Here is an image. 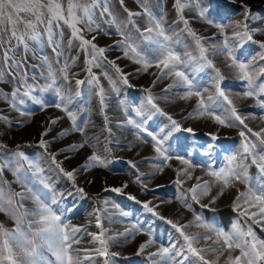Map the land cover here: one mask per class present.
I'll list each match as a JSON object with an SVG mask.
<instances>
[{
    "label": "snow or ice",
    "instance_id": "obj_1",
    "mask_svg": "<svg viewBox=\"0 0 264 264\" xmlns=\"http://www.w3.org/2000/svg\"><path fill=\"white\" fill-rule=\"evenodd\" d=\"M136 2L140 10L133 11L125 5V0H118L127 14L126 18L118 19L110 0H0V85L10 86L9 89L0 87V123L9 128L13 123L23 126L31 123V117L37 110L45 111L49 107L63 112L64 116L50 117L42 122L43 131L36 146L50 158L48 170L71 182L68 191H58L51 178L45 175L44 167L22 150L24 144L9 148L0 141V214L11 221V227L0 221V264H99L97 257H103L102 264H117L116 258L121 254L110 251V242L123 246L134 241L138 235L146 239L138 244L135 255L145 257L148 264H264V238L256 231L259 228L264 232V127L255 130L245 122L249 117L240 113L230 90L222 86L229 77L215 62V58L223 57L225 67L231 71V79L243 85L244 91L235 93L237 98L251 100L250 107L264 110V15L257 14L246 0H173L175 17L165 27L168 15L166 0H159L158 14L149 8L147 0ZM230 5H237L242 18L236 19L231 15ZM186 11H192L194 15L188 17ZM140 17L145 18L143 27L138 22ZM193 21L216 31L205 36L192 26ZM65 26L70 29L67 41ZM133 30L139 39L133 36ZM85 32L90 34V38ZM100 33L109 37L116 35L120 39L101 47L96 43ZM185 37L191 38V44ZM248 43L257 45L259 51L248 53L245 49ZM142 44L147 45L150 55L141 47ZM74 47L77 54L65 57V50L71 52ZM46 49L51 50L54 63ZM114 50H119L122 56L109 60L105 53ZM80 53L85 57L82 71L86 72V77L75 79L76 90L73 93L72 77L77 74L70 75V69L80 58ZM122 58L139 67L125 72L116 62ZM105 65H111L122 83L129 87H132L129 77L134 74L147 73L154 77L151 86L143 89L147 94L146 104L133 106L130 110L124 107L123 100L120 105L126 124L136 130L138 141L149 144L155 153L152 157L141 159L158 162L152 165L155 171L147 181L142 177L148 174L141 172L136 162L130 160L128 163L136 170L135 183L144 192L150 190L148 185L152 177L162 174L165 168H172L176 172L172 183L182 189L178 197L181 207L175 212L182 215V210H186L192 213L193 218L181 223L179 219L163 215L158 211L160 205L125 193L127 183L120 187H105L103 191L126 195L156 220L170 225L174 233L169 234L166 244L156 236L154 222L145 228L138 221L131 228L106 237L102 213L108 210L107 199L104 206L94 207L88 213L100 229L98 234L87 232L84 226L73 225L70 213L75 206L65 205L69 197L78 194L80 199H85L88 196L77 183L78 173L94 168L109 169L112 160L116 159L110 147L114 134L108 127L110 120L105 114L106 96L101 76L108 80L114 91L116 88ZM93 68L101 69L100 74L93 72ZM150 68L157 71L149 72ZM201 73L206 74V82L198 79ZM165 79L171 80V83L162 90L164 93L175 88L179 99L187 101L196 98L193 111L181 120L165 111L151 91ZM61 81L69 87L62 88ZM83 86L87 87L89 95L95 90V95L99 97L105 121L102 131L108 133L103 151L93 142L99 137L84 135L87 122H78L79 108L71 107L73 96L84 94ZM46 93H54L57 101L46 100ZM164 99L167 102V96ZM12 113L27 119L16 120ZM157 116L164 119L157 122L154 119ZM199 117H206L223 128L242 126L240 146L231 152L226 151L221 165L212 162L200 164L192 158L197 148L210 156V150L215 149L211 142L207 145L179 142L177 133L195 135L194 128L185 126V122ZM65 118L70 127L50 140L45 139L53 130L50 125ZM258 118L264 123V115ZM233 119L238 125L232 122ZM118 123L123 126L125 121ZM73 133L81 135L78 143H69L57 151L51 150L53 142ZM206 135L211 141L219 139L218 130ZM84 149L90 151L83 163L71 169L64 166L65 161L73 159L71 153ZM61 155L62 160L57 158ZM172 161H178V165L172 164ZM252 167L256 168L254 177L249 172ZM197 168L211 179L196 176ZM5 172L12 179H8ZM94 182V179L86 181L88 184ZM13 184L17 187L14 188ZM231 191L235 192L231 208L237 218L229 230L205 219L187 202L190 198L201 209L216 212L217 202ZM170 202L161 201V204ZM29 204L32 206L29 207ZM119 215L128 217L131 214L121 210ZM93 219H88V224ZM107 219L111 220V215ZM193 227L203 231H187ZM85 232L92 237L91 241H84ZM176 233L179 235L176 236ZM96 242V247H76Z\"/></svg>",
    "mask_w": 264,
    "mask_h": 264
},
{
    "label": "rangeland",
    "instance_id": "obj_2",
    "mask_svg": "<svg viewBox=\"0 0 264 264\" xmlns=\"http://www.w3.org/2000/svg\"><path fill=\"white\" fill-rule=\"evenodd\" d=\"M247 3L252 5L254 11L257 14L264 15V0H246ZM149 8L152 9L153 12L158 14V3L159 0H147ZM172 3L173 0H166L165 10L168 12L166 17L167 23L165 27L171 24L172 20L175 17V13L172 11ZM112 11L115 13L118 19L126 18V13L123 8L118 3V0H110ZM125 5L133 10L138 11L139 6L136 0H125ZM230 9H232L231 15L236 18H242L237 5H230ZM185 15L188 17H192L194 13L192 11H186ZM138 22L141 27L144 26L145 18H138ZM103 23V21H101ZM196 30L202 32L205 36H210L213 32L216 31L214 28H210L207 25L197 23L193 21L192 25ZM114 32V29H111ZM65 41H67V37L70 34V29L65 26ZM177 31H179V25H177ZM133 36L139 39L138 34L133 30ZM85 35L90 38V34L85 32ZM259 38V37H257ZM120 37L113 35L111 37L103 35V33L97 34L96 43L101 47H106L111 45L115 40H119ZM187 42L191 44V38L185 37ZM78 44V42H77ZM141 47L148 52L150 55V51L146 44H142ZM245 49H247L248 53L255 54L259 51L257 45L248 43L245 45ZM49 53L50 58L55 62V57L51 54L50 49H46ZM77 54V49L74 47L71 52L65 50V57L75 56ZM105 56L108 57L109 60H114L117 56H122V53L119 50L107 51ZM85 57L83 53H80V58L75 62V64L70 69L71 73H76L75 77H72L71 88L73 93L75 92V79H85L86 72L82 71L85 67L84 63ZM120 67L125 72H131L134 68L139 67L132 63L131 60L128 59H120L116 61ZM215 62L218 67L221 68L224 75L229 77L222 86H226L230 90V94L232 95L240 113L249 117L246 119V123L255 130H258L260 127H264V123L258 118L264 115V110L259 109L258 107H250L253 102L251 100H240L235 96L236 92L244 91V87L239 81H234L231 79V71L225 67L223 57L215 58ZM111 66V65H110ZM105 68L109 75L115 81V88L113 90L112 85L109 84L108 80L101 76V83L105 89L106 96V108L105 114L109 117L110 123L108 127L111 128L113 136V142L110 147L113 149V155L116 159L112 160V163L109 166V169H98L94 168L88 172L78 173L77 174V183L85 189V192L88 193L87 198L80 199L77 194L75 197H69L65 201L66 206H75V209L72 213H70V219L73 225L84 226L87 228V232L99 233L100 229L95 226V221L93 218L88 217V213L92 212L94 207L104 206V200L107 199L109 203L107 204V211L102 213V216L105 217L102 220V226L106 230V237L112 236L115 232L120 231L123 232L125 228H131L133 224H136L138 221L145 228L149 225H152L154 222V232L156 236H158L162 242L167 243L168 237L170 233H174V230L171 229L170 225L163 224L162 226L157 225L156 220L152 217L151 213L146 212L141 205L136 204L134 201L127 199L126 195L117 194L114 192H105L103 189L105 187H120L122 184L127 183L128 187L124 189L125 193L132 194L136 196L140 200H151L154 204L160 205L158 211H160L163 215L169 216L172 219H179L181 223H186L188 220H191L192 213L186 210H182V215L177 214L175 212L176 209L181 207L180 201L178 197L179 194H173L174 191L171 190L172 186H177L172 183L173 180L176 179V172L172 168H165L162 174H158L151 178V183L148 185L150 189L147 192L141 190V187L135 183V169L131 168L128 161H133L137 163V168L143 173H147L148 176L142 177L145 181L149 179L151 174L155 171L152 167L153 164L158 161L155 160H142V157H152L155 155L151 146L149 144H143L138 141L137 136L135 135V129L126 124V118L123 113V109L120 105V101H124V107H129V110L133 106H140L142 103H145V97L147 94L135 95L127 92L128 88H148L151 86L152 81L154 79L153 76L148 75L147 73L143 74H134L129 77V83L132 87L125 85L122 83L121 78L116 76L110 68L105 65ZM112 68V66H111ZM101 69L93 68V72L97 75L100 74ZM149 72H156L157 69L150 68ZM211 71V70H209ZM198 79H202L206 82L207 77L206 74L201 73ZM62 88L69 87L67 84H64L62 81L60 82ZM171 83V80L165 79L160 83H157L155 87L151 88L152 93L156 97V102L165 109L168 113L173 115V117L177 120H181L183 117L187 116L188 113L192 112L196 105V98H192L190 100L179 99L175 93L177 89L173 88L169 93H164L162 90L167 86V84ZM5 89H9V85H0ZM84 94L81 97L73 96V101L71 107L76 109L79 108L78 113V122L84 123L87 122V127L85 129L84 135L88 137H99V140H94L93 142L97 144L98 148L103 151L104 145L107 143L105 137L108 135L107 132L102 131L105 125L104 115L101 114L100 111V103L99 97L95 95V90L91 95L87 93V87L83 86ZM167 96V102H165L164 97ZM45 99L49 102L57 101V97L54 93H46ZM222 103V101H221ZM225 107L227 105L225 104ZM227 115V114H225ZM12 116L16 120L27 119L24 117L17 116L16 113H12ZM64 116V113L55 107H49L45 111L37 110L35 114L31 117V123H25L23 126H16L13 123L11 128L7 127L3 123H0V141H3L5 144L9 146V148H14L16 144H24L25 146H36V141L39 139L40 133L43 131L42 122L48 121L50 117H61ZM134 116V114H133ZM136 118V117H134ZM139 119V118H136ZM155 121H161L163 117H155ZM119 121H125L123 126L119 125ZM238 125V122L232 121ZM52 127V131L49 133L48 137L45 139L50 140L53 136H56L58 132L61 130L70 127V122L65 118L61 119L55 125H50ZM150 126H155L151 124ZM185 126H191L195 130V135L193 136L190 133H177L176 135H183V138L180 139L181 143H188L192 145H207L211 142L213 145L215 143H222L219 146V151H217V147L215 146L214 150L211 151V155H205L203 149H196V153L193 155V159L200 164H205L207 162H212L217 165L223 164V158L227 152H231L238 148L241 144L239 142L237 145L230 143L234 137L239 135V132L242 130V126H237L233 128H223L219 125L214 124L210 119L206 117H199L195 119H190L185 122ZM219 131V139L215 141H211L210 136L206 135L207 133ZM81 135L78 133H73L72 135L62 139L55 141L51 144V150L57 151L61 148H64L67 144L76 142L78 143L81 140ZM223 141V142H222ZM175 143V141H174ZM229 145H228V144ZM24 146V147H25ZM131 149V150H129ZM90 149H84L77 153H71L73 159L71 161H65V167L71 169L77 167L81 163L84 162L85 156L89 153ZM139 152V155H137ZM32 159L36 160L42 167L45 169V175L50 177L54 182V186L58 191L66 192L71 187V182L67 180L66 177H62L55 171H49L50 158L46 155H43V150H32L30 152H26ZM123 159H120V158ZM58 159H63V156H58ZM174 165H178V161L171 162ZM250 172V170H249ZM196 176H203L204 179H211V177L206 176L205 173L197 168L195 171ZM250 175L252 176L251 172ZM5 176L8 179H12L11 175L5 172ZM88 179H94L93 184H88L86 181ZM157 185H163V187H157ZM14 188L17 185H12ZM187 187V185H185ZM215 191V189H213ZM235 196V192L231 191L227 193L224 197H221L217 202L215 207L218 210L225 209L227 207H231L232 200ZM161 201H171L170 203H163ZM188 202V201H187ZM190 203V202H188ZM191 204V203H190ZM115 205V207H114ZM32 205L29 204V207ZM121 210L130 212V216L122 217L119 215ZM111 215V220L107 219V217ZM88 219H93L91 224H88ZM208 220V219H207ZM0 221L4 222L7 226L11 227V221L7 219V217L0 214ZM215 222V221H213ZM216 223V222H215ZM220 225V224H218ZM223 227L222 225H220ZM224 228V227H223ZM190 233H195L199 231H203L202 229H197L195 227L187 229ZM87 232L84 234V241H91L92 237L87 235ZM258 233V231H257ZM176 236L179 234L176 233ZM259 235V233H258ZM260 236V235H259ZM261 237V236H260ZM123 240V237L119 238ZM146 239L143 235H138L136 239L130 243H127L123 246L119 244H113L110 242V251L118 252L121 254L120 257H131L135 255L138 244ZM98 246V242L93 244L82 243L81 245H76V247H96ZM119 257L116 258L117 264H125L121 263L118 260ZM99 264H102L103 257H97ZM126 264H144L140 262L126 263Z\"/></svg>",
    "mask_w": 264,
    "mask_h": 264
},
{
    "label": "trees",
    "instance_id": "obj_3",
    "mask_svg": "<svg viewBox=\"0 0 264 264\" xmlns=\"http://www.w3.org/2000/svg\"><path fill=\"white\" fill-rule=\"evenodd\" d=\"M110 70L113 71V73L116 75V76H119L116 72H115V69L114 68H111L110 65H107ZM143 89L145 88H128L127 89V92L130 93V94H135V95H142V94H146L145 91H143ZM178 137L180 139L183 138V135H178ZM241 136L240 135H237L236 137H234L232 139V141H229L230 143L234 144V145H237L239 142H241ZM223 142V141H222ZM222 143L220 142H217L215 143V146L217 147V151H219V146L221 145ZM228 144V143H227ZM229 145V144H228ZM22 150L26 153V152H30L32 150H40L39 147L37 146H33V145H30V146H25L22 148ZM250 172L252 174V176L254 177L256 175V168L255 167H252L250 168ZM171 190L174 191L173 194H179L181 195V192H182V189L179 188V186H172ZM188 202H190L193 206V208L195 209L196 212H201L203 214V216L205 217V219H208L209 221H215L217 224H220L224 227L225 230H229L230 227H231V224L232 222L237 218L236 216V213L232 211V208L231 207H227L225 209H221V210H218L216 212H210L206 209H201L199 207V205H196L194 204L191 199L189 198L188 199ZM157 225L159 226H162L164 223L162 221H156ZM256 231H258L259 235L264 238V232H261L259 228H256ZM129 259H123V257H119L118 260L119 262L121 263H133V262H140V263H144V264H148V261L146 260L145 257L143 256H137V255H133L131 257H128Z\"/></svg>",
    "mask_w": 264,
    "mask_h": 264
}]
</instances>
